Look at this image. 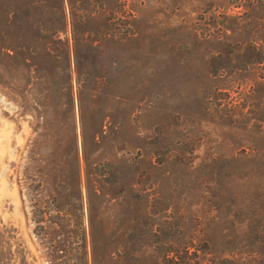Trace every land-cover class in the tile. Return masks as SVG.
<instances>
[{
  "label": "rangeland",
  "instance_id": "rangeland-1",
  "mask_svg": "<svg viewBox=\"0 0 264 264\" xmlns=\"http://www.w3.org/2000/svg\"><path fill=\"white\" fill-rule=\"evenodd\" d=\"M55 12L69 43L81 18L84 67L105 77L83 118L77 93L71 111L16 76L15 45ZM185 251L264 264V0H0V264H179Z\"/></svg>",
  "mask_w": 264,
  "mask_h": 264
},
{
  "label": "trees",
  "instance_id": "trees-1",
  "mask_svg": "<svg viewBox=\"0 0 264 264\" xmlns=\"http://www.w3.org/2000/svg\"><path fill=\"white\" fill-rule=\"evenodd\" d=\"M58 15V17H56ZM56 18H53V17ZM40 17H43L42 15ZM51 18L50 25L42 23L41 20L35 22V42L32 44L15 45L16 49L24 53L23 69L15 75L20 81L24 80L23 89L26 91L37 90L40 97L47 98L50 95L57 94L65 97L66 103L70 105L71 111L75 109V93H77L81 117L86 105V96L97 97L101 87L105 84L104 76H94L90 69H85L82 58V48L89 46L86 38L79 32L78 25L81 18L77 14L72 15V42H65L59 39V33L68 27L67 16L65 12H55ZM47 27V28H46ZM92 42V41H91ZM90 51L96 50L91 44ZM3 71L9 75V79L14 73L8 67L3 66ZM10 80H8L9 82ZM107 88V87H106ZM103 89V88H102ZM101 93V91H100ZM95 97V98H96ZM34 99V98H33ZM103 130L101 123L96 129V135ZM85 151H87L85 146ZM106 183L108 185L107 194L115 197L116 180H113L112 165L106 164ZM77 202L83 206L82 192L77 189ZM190 255L185 251V255L180 256L179 264H191L186 261ZM199 264V263H195Z\"/></svg>",
  "mask_w": 264,
  "mask_h": 264
}]
</instances>
